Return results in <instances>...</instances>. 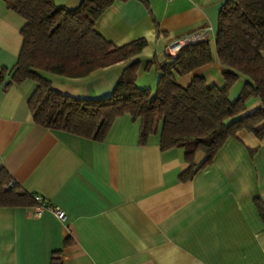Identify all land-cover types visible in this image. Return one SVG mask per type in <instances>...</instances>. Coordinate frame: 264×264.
<instances>
[{"label": "crops", "instance_id": "1", "mask_svg": "<svg viewBox=\"0 0 264 264\" xmlns=\"http://www.w3.org/2000/svg\"><path fill=\"white\" fill-rule=\"evenodd\" d=\"M54 1L70 9L82 2ZM226 1L118 0L96 29L119 47L148 41L139 85L155 54L177 40L207 33L214 45ZM23 25L0 0V74L8 72L0 79V170L61 209L65 220L52 211L36 218L33 208L0 206V264H52L56 253L63 264H264V140L240 132L212 165L183 181L189 168L184 149L162 150L160 134L140 144V122L128 115L102 142L36 125L29 108L36 83H12L9 75L19 60ZM128 65L83 79L56 77L53 86L75 98L105 99ZM225 73L215 57L178 82L187 87L203 77L221 87ZM242 87L240 81L232 99ZM249 106L253 111L260 102Z\"/></svg>", "mask_w": 264, "mask_h": 264}, {"label": "trees", "instance_id": "2", "mask_svg": "<svg viewBox=\"0 0 264 264\" xmlns=\"http://www.w3.org/2000/svg\"><path fill=\"white\" fill-rule=\"evenodd\" d=\"M2 1L24 19L22 49L9 75L12 83H36L29 99L36 125L102 142L116 120L128 115L140 122V144L160 134L162 150L184 149L189 168L181 176L183 181L212 165L226 142L240 132L264 140V0H227L220 10L214 45L210 40L191 44L175 58L164 51L156 53L146 66L147 73L156 68L155 90L138 85L139 58L148 41L119 47L96 29L101 16L118 0H82L74 9L54 0ZM215 57L226 69L221 87L203 77L187 87L180 85L178 78L212 64ZM122 63L129 65L108 98H75L53 86V78L83 79ZM240 81L243 87L232 99ZM252 100L260 106L248 111ZM200 153L206 159L198 164ZM36 205L35 195L0 170V206ZM259 209L264 216V208ZM57 254L52 264H63Z\"/></svg>", "mask_w": 264, "mask_h": 264}, {"label": "built area", "instance_id": "3", "mask_svg": "<svg viewBox=\"0 0 264 264\" xmlns=\"http://www.w3.org/2000/svg\"><path fill=\"white\" fill-rule=\"evenodd\" d=\"M208 40H209V38H208L207 33L191 34V35L183 37V38L177 40L176 42L170 44L166 48V53H167V55L175 58L180 53V51L183 48H185L186 46L191 45V44H197V43H200L203 41H208ZM35 197H36L37 205L33 208L34 217L39 218L45 212L52 211L56 214V216L59 219L65 220V213L61 209L55 208V207L49 205L42 196L35 195Z\"/></svg>", "mask_w": 264, "mask_h": 264}, {"label": "rangeland", "instance_id": "4", "mask_svg": "<svg viewBox=\"0 0 264 264\" xmlns=\"http://www.w3.org/2000/svg\"><path fill=\"white\" fill-rule=\"evenodd\" d=\"M157 72H156V68H154L151 72H150V75L148 76V78H143L141 81H142V83H140L139 84V86L141 87V88H146V87H144L145 85L144 84H146V83H148L149 84V86H147V87H149L150 89H153V90H155V87H156V84H157V81H155V79H156V77H155V74H156ZM208 84H210V85H216L217 84V82H215V81H213V83H209L208 82ZM206 159V156L204 155V154H198V156H197V158H196V161H197V163L199 164V163H202L204 160Z\"/></svg>", "mask_w": 264, "mask_h": 264}]
</instances>
